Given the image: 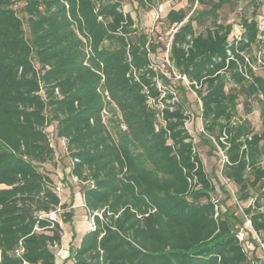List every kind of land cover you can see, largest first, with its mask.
I'll use <instances>...</instances> for the list:
<instances>
[{
    "label": "trees",
    "instance_id": "1",
    "mask_svg": "<svg viewBox=\"0 0 264 264\" xmlns=\"http://www.w3.org/2000/svg\"><path fill=\"white\" fill-rule=\"evenodd\" d=\"M23 2L26 21L16 0H0V264H56L63 225L47 214L61 207L62 223L72 220L47 168L57 163L49 126L94 217L73 264H264L257 243L238 239L231 195L216 209L225 186L207 174L186 124L193 92L201 136L226 156L222 175L238 199H253L244 211L264 241V0L171 8L165 70L155 64L167 42L122 0ZM241 3L235 35L221 11ZM255 103L261 132L239 112Z\"/></svg>",
    "mask_w": 264,
    "mask_h": 264
},
{
    "label": "rangeland",
    "instance_id": "2",
    "mask_svg": "<svg viewBox=\"0 0 264 264\" xmlns=\"http://www.w3.org/2000/svg\"><path fill=\"white\" fill-rule=\"evenodd\" d=\"M14 8L17 9L18 14L26 21V14L20 11L22 5L24 4L23 0H16ZM124 10L126 12H131L138 22L139 26L142 30L152 33H157L161 38L167 42V50L165 52H160L158 55L159 63L155 64L156 68H161V70H165L166 65H169L168 58V48L171 40V33L174 28H167L164 23V18L166 13L171 8H181L187 7V0H157L156 4L151 7H145L138 4L137 0H122ZM242 3L238 6H225L221 11L222 17L221 21L232 22L234 23V31L233 34L239 35L241 32L240 26L238 23V18L236 17L238 11L240 10ZM197 6V4L195 5ZM202 29V27H200ZM257 72L259 74L264 75V63L259 61V66L257 67ZM187 83V82H186ZM187 98V108L190 113V118L187 121V126L190 133L194 137V141L197 146V150L203 160L205 170L209 177L216 181V186L224 185V190L218 191L219 195H222V199L226 198L227 195H231V199L226 201V205L232 206L235 205L237 207V202L239 201L240 205L245 208L250 203L253 202V199H249L247 201H240L238 199V195L235 191V188L232 184L226 182V178L222 175V163H221V153L219 148L217 149L216 144L214 143V147H212L209 143H207L201 136V132H203V124L201 118V103L197 99L196 95L192 93H188L186 95ZM239 112L241 115L248 117L254 124L257 131L261 132L263 130L262 125V117L260 114V108L255 103L254 110L250 114H245L243 105L240 104ZM110 113L106 114V118L110 117ZM53 126H49L47 130L49 131L51 142L56 151L57 163L56 165H47V168L53 171V178L56 181L57 186H59V195L61 197V201L68 202V204L75 205L73 207V217L69 222L63 223V233L64 243L67 244L69 236L71 233L74 235H80L81 233H85L89 228L90 216L87 212L86 207L80 206V186L81 184L77 182L73 176L69 174L71 167V158L66 150V146L64 140L58 138L55 134ZM214 148V150H212ZM219 153V154H218ZM72 197L74 200L72 201ZM233 204V205H232ZM70 209V208H68ZM67 209V210H68ZM59 220L62 221L61 216ZM260 254V251L257 250Z\"/></svg>",
    "mask_w": 264,
    "mask_h": 264
},
{
    "label": "built area",
    "instance_id": "3",
    "mask_svg": "<svg viewBox=\"0 0 264 264\" xmlns=\"http://www.w3.org/2000/svg\"><path fill=\"white\" fill-rule=\"evenodd\" d=\"M168 54H169V48H168ZM183 78L187 81L185 77ZM219 150L221 153V160L222 162H224L226 160V156L224 155L223 151L220 148ZM74 179L77 181V177H74ZM226 182L229 183V180L227 179ZM57 189L59 190V186H57ZM220 197H221L220 195H217V196H214L213 198L216 204V209H218L217 203ZM61 211H62L61 207H58L56 210L49 212L47 214V217L52 222H59L62 225V221L59 220ZM235 214L243 219V223L241 224L237 232L239 241L242 242L245 248L248 250L252 249L254 247V244L257 243L261 256L264 260V241L262 240L261 235L253 228L250 217L245 213L244 208L242 205H240L239 201L237 202V208H236ZM89 228H92V229L94 228V217L93 216L90 217ZM252 240H254L255 242H253ZM21 251L22 250H18V254ZM55 255H56V259L62 256L61 247L56 251ZM0 260H1V255H0Z\"/></svg>",
    "mask_w": 264,
    "mask_h": 264
},
{
    "label": "crops",
    "instance_id": "4",
    "mask_svg": "<svg viewBox=\"0 0 264 264\" xmlns=\"http://www.w3.org/2000/svg\"><path fill=\"white\" fill-rule=\"evenodd\" d=\"M65 202V201H64ZM80 206H84V202L80 193ZM75 205H72V209ZM63 225V223H62ZM89 230V228H88ZM73 233H71V235L69 236L68 242L67 244L64 243V233L62 236V242H61V248H62V256L56 259V264H73V260L71 258V248H75L79 245L81 237L83 236L84 233H81L80 235H76V233H74V235H72Z\"/></svg>",
    "mask_w": 264,
    "mask_h": 264
}]
</instances>
